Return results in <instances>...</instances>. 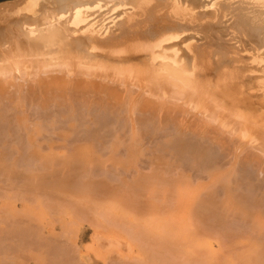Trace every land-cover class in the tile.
I'll list each match as a JSON object with an SVG mask.
<instances>
[{
  "label": "bare ground",
  "instance_id": "bare-ground-1",
  "mask_svg": "<svg viewBox=\"0 0 264 264\" xmlns=\"http://www.w3.org/2000/svg\"><path fill=\"white\" fill-rule=\"evenodd\" d=\"M227 36H229V42L234 41V44L227 46L225 40ZM238 43L240 44L239 48L241 47V49L244 50L243 52L250 56L249 58L248 56H246L247 58H245V55L244 57L243 55L240 56L239 53L242 54L241 50L238 47H235V44ZM241 57L245 58L243 60L250 59V62L252 60V63H256L257 65H261L264 63V0H14V2L5 4L3 3V5H0V170H4L5 172H7V176H9V174L11 176L13 175L10 169L11 166L8 167V163H6L5 157L11 152L14 153V151L20 154V156L26 153L29 155L28 158H30L31 156L35 158L47 157L51 159L53 157L61 156L66 160V162L72 159H80L83 160L85 164L90 165L100 162V160L98 161V159L100 154L102 155V153L99 150H102L101 146L104 147V145H101V143H103L105 140V136L103 137V135L101 134L102 131L100 132L98 130L92 132L90 136L87 135V138L89 136L87 142H78L79 144H77L70 152L62 150V146H56L54 144L55 142H53L51 139H46L47 136L45 137V133L48 130H46V125L44 124L45 121H33L32 118L29 117L26 112V108L28 107V105L33 107L35 106V108L40 107V109L44 110L51 107L61 109L60 112L62 113V118L64 121H66V124H63L65 125V127L60 135L63 139L70 138V136L79 128L77 126L78 120L76 121V115L80 110H85L88 113L93 110L96 111V114L93 113L95 116H91L90 114L87 115L90 122L88 120L87 121L88 123H92L94 125L93 127H107L108 125L106 126L105 124L108 122V120L106 123H104L103 119L113 115V118L111 119L110 117L109 119L111 120V123L108 122L110 123V125L115 122L113 124L114 127L111 129H115V124H119V122L121 121L120 119L122 117L120 116V113H127V116L129 114L128 121L130 122L127 121L124 125L129 129L128 135H123L120 132L116 133L115 135L114 132H116V129L114 132H111L110 130L106 131L105 134H108L110 136L111 134H114L112 135L114 136V139L108 137L112 139H109L110 142L114 140L111 147L109 146L110 143L107 146L108 148L110 147V150L108 151L112 154L111 157L112 160H114V163L116 165L122 166L124 169L130 170L131 172V169L137 168V164L140 161L141 156L146 154L144 149L145 144L143 142L144 136L146 134L144 135L143 132L140 134V129L137 128L141 126L140 128H144L142 129L144 131L145 128H147V130H150L152 132V135L155 136L158 131L161 130V128L163 129V127H167L169 125L173 126L176 129L175 132L173 133V131H170L173 134L171 133V136L169 135V137L168 135L166 136L168 137V140L166 139L168 144L166 145L162 141L161 145H158V148H154L156 150L155 153L151 151L153 154L150 156L149 160L154 166L149 177H147L146 179H142L143 185L147 187L148 190V197L147 199L144 198L146 201L144 200L145 203L143 204H145V207H143L142 211L140 212L137 210L136 213L129 214L126 211L127 208L125 209L123 207H120L119 202H121L120 200L123 199V195L118 194L117 191L112 192L114 199H106L102 201L100 209H102V215L103 213H112L114 214V218L116 219H131V221L135 224V228L136 226L139 227L138 232L141 235H144L145 230L148 233L150 230H152L155 233L159 234L161 236L160 249L162 247L166 248L164 246L171 245V242L175 241L174 239H176V241L178 242L176 249L179 252L190 255L194 244H196L195 240H197V238L195 239V235L190 232L185 231L186 234H182V230H186V226L188 225L185 226L182 224H177L178 226H180L178 229V226L176 227L172 224H162V219L164 218V215L162 213L164 212L161 213L159 211L162 210L163 207L161 206L163 205V203L165 204V202L168 200V198H166L165 196V192L170 187H172L175 189V195L172 200L173 205L171 208H169L168 206L167 207L170 210L173 209L172 211H176L175 213L173 212V214H177L176 216H179L180 220H184L185 218L187 219L188 216L190 222V220L193 219L192 217H201V215L211 216L212 214L217 212L218 208L214 209V204L210 201L200 203L196 202V197L201 194L203 189L208 186H220L222 183V179L224 178H222L223 175L221 173V170L219 172L216 169V167L218 166V161L213 160V150L211 151L212 148L210 146H204L203 143L198 141L199 138H201V140L203 141L206 140V137H213L215 141L222 143V146L226 145V143L228 146L229 144L226 138L223 137V135L228 133L231 136L233 135L234 137H236V135L238 134L239 137L245 139V142H242L240 140L241 145H237V141L232 138L230 141L235 142L236 145L231 143L236 147L235 149H237L238 146L242 149H245L243 145L254 143L255 149L259 150L260 153H264V65L259 70H255L257 72H261V75L254 76L251 74V76H248L246 74V72L248 71H246V68L249 66L247 65V67L242 68L241 65L243 64L244 66L245 63L243 62V60V63L241 65H238ZM250 68H248L249 73H251ZM255 71L252 70V72ZM179 103L181 104L179 105ZM191 103L194 104V108L189 107ZM193 109L196 110V113L193 114L192 117L198 114L197 116H201L202 118H204V121H202L199 125L201 136H198L197 141L194 140L193 137L191 138L192 135H190V132L193 130V128L190 132H188L189 129L187 127L190 128L191 124L189 123L190 126H187L188 124L185 125L183 121L184 114H187V111L192 113ZM82 113L84 114L85 112ZM124 113L121 115H124ZM136 113L140 114L137 121L141 124L137 128H135V119L132 117L135 116ZM98 114H102L103 116L99 118L98 116H96ZM55 115H57V113ZM117 115H119L118 118ZM46 118L48 119V117ZM49 120H51V118ZM85 120L86 119H84L83 122H85ZM125 120L127 119L125 118ZM60 121H62L61 117ZM56 123V121H53L50 125L55 126ZM214 123H217L216 127L213 126ZM85 124L87 123L85 122ZM120 126L121 125H119L118 127ZM108 129L110 128L108 127ZM148 131H146V133L150 134V131ZM170 132H168V134ZM88 133L90 134V131H88ZM85 134L87 133L85 132ZM158 135H160V133ZM124 138H128V145H126L127 147L125 146L127 151L126 156L128 155V159L126 161L118 160V157L117 159L115 158V155L118 153V151L119 154L121 152V145L125 142ZM19 141H26L29 145L27 144L28 146L25 148L24 146H20L22 144H19ZM233 151L234 150H232L231 152ZM240 151L242 152V150ZM251 153L253 154V152ZM225 154L226 153H224L223 155L225 156ZM184 157L191 158L192 161L197 165L200 163L204 165L203 163L206 164V162H208L209 160L207 164H209L210 166L206 165L207 169H205H209L207 171L209 178V182L208 180L206 181L208 182L207 184L206 182L204 183L202 181V183L194 187L192 185V179H190V174L186 173V171L184 170H179L177 172L176 167L180 165L179 163H181L178 160L186 159ZM214 158L216 159V157ZM259 158L260 157L255 156L252 159L254 161H258ZM17 161H19L18 158ZM59 161L61 162L60 159ZM105 161L109 163L106 159ZM201 164L200 167H202ZM13 166L16 167V165ZM262 166L260 167L261 169ZM172 168H176L174 170L178 174L177 177H174L175 179L166 178L165 174L171 172ZM243 168L242 170H244ZM227 169H225L224 171H226ZM203 171L204 169L202 170V172ZM147 173L144 172V176H146ZM90 174H93V172ZM174 175L175 174H173V176ZM135 176L137 177V175ZM67 177H69V175ZM11 179L13 178L11 177ZM238 179L236 180L238 181ZM1 181L3 180L1 179ZM250 182L249 184H251ZM23 183L25 184V182ZM33 184L34 183H32L31 186H33ZM103 184L104 181L102 185ZM107 184L110 185L112 183L107 182ZM66 185H68V183ZM130 185L132 186V184H129L126 187ZM242 185L241 187H243ZM218 186L217 188H219ZM260 186L261 185H259V187ZM24 187L26 188V186ZM42 189L45 190L44 187ZM29 190L30 188H28V191ZM37 190L38 189H36V191ZM70 190L73 192L71 188ZM117 190L121 192V189ZM159 190H161L165 194H163L162 192L160 193ZM217 190L218 192L222 191L219 189ZM240 190L242 189L240 188ZM259 190L264 191L263 189ZM133 193L135 194V192ZM133 193L129 192V194L131 195H133ZM225 197L226 199H224V203L221 204V209H218L219 212L220 210H223L228 213L232 212V214L235 212L242 213L250 217L255 223L254 230L256 231V233H258L257 231H259L260 229H264V214L262 213V210L261 212L251 211L244 204L243 197L235 195L233 193V189L230 187L225 189ZM14 199H16V197H14ZM218 199L219 198H217V201H219ZM137 200L134 202H138ZM38 201L40 200L38 199ZM129 202L130 201H128V203ZM128 203L126 202V204ZM141 204L140 206L143 205ZM12 205L14 206V203ZM38 205L40 204L38 203ZM130 205L132 204L130 203ZM21 208L22 212H17L11 206V210L10 212H8V214L4 212V217L6 220L8 217L10 218L13 216L14 218L12 217L13 219L11 220V223L13 224L9 223L7 225H3V228L0 227L2 229H0V251L3 252V254L1 255V258L3 259H0V264H6L2 263L1 261L6 258L7 253H9L12 249L16 253V257L18 259L37 256L39 264H93V255L97 259L100 258L106 260V258H108L107 255L112 252V249H109V246H114L115 248H117V253L123 255V257H129L136 252L137 256L141 259H148L147 261L145 260L147 264H149V258L152 257L151 255H154L155 257V254L151 253L149 255L151 257L145 258L143 256L144 252L141 251L139 253L138 250H134L133 248H135L136 245H133L134 242H131V240L129 239L130 236H126L127 232L124 233V231H122L124 228H121L122 230L118 227L117 229H115L107 224V220L105 221L106 223H97L95 219H93L95 225H92L95 226V231H93L94 233L92 232V246L87 247L86 252L78 253V255H76L74 249L70 250V258H68V260L70 259V262L64 260V263H61L62 259H58L61 261L60 263H58L57 260V263H50L51 259H49V251L52 247L50 248L49 246L52 243L51 240H48V238L46 240V238L43 237L46 236V233L43 232L44 235H42L43 230L41 231V227L43 226L44 221V219L42 220V218L44 216L46 217V215H44L45 213L43 209L40 208V211L39 209H36V206L34 207L33 205H30L29 202L26 203V205H23V207ZM4 210L6 211V209ZM69 211V223L74 224L75 229H77L78 227L80 228V226H78V221L76 220L75 212L71 210ZM157 212L161 214L157 215V217L154 218L153 216ZM78 213L79 212L76 213L77 219L78 217H80ZM19 217H24L25 220L26 217L32 218L33 220H28V222L31 221L32 224H36H19ZM103 217L105 218L104 215ZM107 217L108 215L106 216V218ZM222 217H224L225 219V216ZM114 218L111 219L113 220ZM174 218L176 219V217ZM5 219L3 220V223H5ZM207 220L206 223L204 221V224L210 222L211 218H209V221ZM66 221L68 220L66 219ZM195 222H197L196 219ZM210 224L214 223L210 222ZM44 225L46 229L49 228V223ZM117 225L120 226L119 224ZM221 225L223 228V224ZM204 226L205 225H203V227ZM205 227H207L205 229H208V225H206ZM224 227L226 226L224 225ZM222 228L215 229L217 231L222 230ZM211 229L208 230L210 231ZM124 230H126V228ZM198 231L199 230H197L195 234H197ZM205 231L207 230H204V232L202 231L204 235L208 233V231ZM222 234L224 235V233ZM222 234L220 233V235ZM226 234L228 235L229 233L227 232ZM226 234L224 236H226ZM232 234L233 233H230V235L234 237L235 235ZM10 235H12V237H10ZM214 235L215 237H218L216 236L217 234ZM238 235L240 236V234ZM245 235H243V237ZM248 235L251 236L250 233H248ZM134 236H136V233L134 234ZM139 236L140 235L138 234L137 237ZM211 236L212 235H210V237ZM16 237H18V239ZM215 237H213L214 241ZM234 238H236V236ZM234 238L233 240H235ZM239 238L240 240L236 244L237 246H241L244 248L243 250H240V252L242 251L241 253H238L236 256L232 253V255H227L223 257L224 259L221 260V257L225 255L223 251H211L209 253V255L211 256V260H207V264H256L258 262V259L256 258L257 255L264 252V244H262L261 241L255 240L254 237V239L252 237V239H242L241 236ZM16 239L18 240V242ZM43 239L45 240V242H42ZM198 239L200 240V237ZM233 240H231L230 238V241L234 243ZM27 241H31L32 245L35 246L34 248H38L39 250H34V248H25L27 247L25 246V242ZM209 241L211 242V239L207 241V243L209 244H206L207 246L209 245L210 248V245L212 243L210 244ZM137 242L139 245V241ZM142 242L144 243V241ZM204 242L205 240L202 243L206 248L207 246ZM233 243H230L231 245L229 246H234L233 248H236L237 251L238 249ZM65 246L67 248V245ZM223 246L224 245H222V247ZM229 246L228 249L230 248ZM94 248L96 249L93 250ZM155 248H157V246ZM151 250L157 251L158 248L157 250H153V248H151ZM164 250L166 251V249ZM168 250L170 249L168 248ZM61 252L56 253L58 254L57 258H59V254L60 257H68L67 253H65L67 255H63L61 254ZM97 252H104V255H97ZM90 253L93 255L91 256ZM196 254H198V252ZM204 256H206L205 253H203L202 257ZM161 259L163 258H160L158 263H160ZM138 261L139 260H137V263ZM162 262L163 260L161 261V263ZM182 263L184 264V261ZM201 264H204V262H202Z\"/></svg>",
  "mask_w": 264,
  "mask_h": 264
},
{
  "label": "rangeland",
  "instance_id": "rangeland-1",
  "mask_svg": "<svg viewBox=\"0 0 264 264\" xmlns=\"http://www.w3.org/2000/svg\"><path fill=\"white\" fill-rule=\"evenodd\" d=\"M16 1V0H15ZM10 2H14V0H4V1H0V5H3V3L5 4V3H10ZM11 18V17H10ZM10 18H9V20H10ZM12 19V18H11ZM12 21V20H11ZM109 21V20H108ZM225 40H226V44H227V46H229V45H231V44H234V41H232V42H229V36H227L226 38H225ZM239 43L238 44H235V47H238L239 48ZM240 50H241V52H242V54L241 53H239L240 54V56H242L243 55V57H244V55H245V58H247L246 56H248V58L250 57L248 54H246V53H244L243 51V49H241V47L239 48ZM243 57H241V60L239 61V63H238V65H241L243 62H245L246 63V66H245V63H244V66H243V64L241 65L242 66V68L244 67H247V65L249 66V67H247L246 68V74L249 76H251V74L252 75H254V76H259V75H261V72H257V71H255V70H259L263 65H264V63L263 64H261V65H257L256 63H252V60H251V62L249 61L250 59H247V60H243V59H245V58H243ZM242 60H243V62H242ZM247 61V62H246ZM241 62V63H240ZM252 64V65H251ZM251 67V68H250ZM248 68H250L251 69V73H249V69ZM245 70V69H244ZM252 70L253 71H255V72H252ZM181 103H179V105H180ZM189 107L190 108H194V104L193 103H191L190 105H189ZM188 107V108H189ZM28 108H30V109H28ZM32 108V109H31ZM39 108V109H38ZM36 107L35 108V106L33 107V106H30V105H28V107L26 108V112H27V114L29 115V117L30 118H32V120L33 121H35V120H40V121H47V122H49V123H45L44 122V124L46 125V130H48L46 133H45V137H46V139L47 138H49V139H51L53 142H55L54 144L56 145V146H62V150H65V151H71L77 144H79L78 142H80V143H83V142H87V139L89 138V136L91 135V133L92 132H95V131H102L101 132V134L103 135V137L105 136V140H104V138H103V140H104V142H103V140H102V142L103 143H101V145H104V147L103 146H101L102 147V150L100 149L99 151H101V153H102V155L100 154V156H102V157H100L99 156V159H98V161L100 160V162H98V163H96V164H85L84 163V161L83 160H80V159H72V160H70V161H68V162H66V160L63 158V157H61V156H58V157H53V158H51V159H49V158H35V157H31L30 156V158H28L29 157V155L28 154H22L21 156H20V154H18V153H16V151H14V153L13 152H11V153H9L8 155H10V156H6L5 157V161H6V163H8V167H10L11 166V173H13V175L11 176L10 174H9V176H7L8 174H7V172H5L4 170H0V222H2L3 223V220L5 219V217H4V214L6 213V214H8V212H10V210H11V206H12V208H14L15 209V211H17V212H22V208L21 207H23V205H26V203H30V205H33L34 207L36 206V209H39L40 211H41V209L40 208H42L43 209V211H44V215H46V217L44 218H42V220L44 219V221H43V226L41 227L42 229H41V231H42V233L44 232V233H46L45 235L46 236H43V237H45L46 238V240H47V238H48V240H51V245L49 246L51 249H50V251H49V256H50V258L49 259H51L50 260V263H57V261H58V263H60L61 261V259H62V262L61 263H64L63 261L65 260V261H69L70 262V259L68 260V258H70V250H72V249H74L75 250V252H76V255H78V253H84V252H86V248L87 247H90V246H92V244H93V242H92V239H91V237H92V235H93V231H95V226H93L92 224H94L95 225V222L93 221V219H95V221L97 222V223H99V222H103V223H106L107 222V224L108 225H110L111 227H113V228H115V229H117V227L119 228V229H121V228H126V230H122V231H124V233L125 232H127L126 233V236H130L129 237V239L131 240V242H134V244L133 245H136V247L135 248H133L134 250H138L139 251V253L142 251V252H144V257L145 258H149V257H151V258H149V264H160L161 263V261L163 260V262L161 263V264H170V263H172V264H183L182 262L184 261V264H201L202 262H204V264H205V261H206V264H207V260L208 261H210L211 260V256L209 255V253L211 252V251H213V252H221V251H223V253H225V255H223L222 257H221V260L222 259H224L223 257H225V256H227V255H232V253H233V255L235 254V256L238 254V253H241L240 252V250H243L244 248L243 247H239V246H237V244L236 243H238L239 242V240H240V236L242 237V239H252L253 237L255 238V240H258V241H261V243L262 244H264V229L262 230V229H258L259 231H260V234H259V231H257L258 233H256V231L254 230L255 228V223L252 221V219L250 218V217H248V216H246V215H244V214H242V213H233L232 214V212H225V211H223V210H220V212H219V208L221 209V204H223L224 203V199H226V197H225V189L226 188H232L233 189V193L235 194V195H237V196H240V197H243V201H244V204L246 205V207H248L251 211H260L261 212V210H262V213L264 214V198H263V196H264V191H260L259 189H263L264 190V153H260V151L259 150H256L255 149V144L254 143H249V144H247V145H243L244 147H245V149L243 148H241V147H237V149H235L236 147L235 146H233V144L234 145H239L240 144V140L242 141V142H245V139H242L241 137H239L238 136V134L236 135V137H234L233 135L231 136L230 134H228V133H226L225 135H223V137L224 138H226V140H227V142H228V146H227V143H226V145H221L222 143H220V142H218V141H215V139H213V137L212 138H207L206 137V140H201V138H199V142H201V143H203V145L204 146H210L211 148V151H212V153H213V155H212V157H213V160H216V161H218L217 162V167H216V169L220 172V170H221V173H222V183H221V185L220 186H218L219 188H217V186H208V187H206L205 189H203L202 190V192H201V194L200 195H198L197 197H196V202H206V201H210L211 203H213L214 204V206H213V208L214 209H217V212H215L214 214H212L211 216H209V215H206V216H204V215H201V217H192L193 219H191L190 220V222H189V217L187 216V219L185 218L184 220H180V218H179V216H176L177 214H173V212L175 213L176 211H172L173 209H169V208H171L172 207V200H173V198H174V195H175V189L174 188H172V187H170L165 193H163L161 190H159V192L161 193H163V194H165V196H166V198H168V200L165 202V204L163 203V205L161 206V207H163L162 208V210L161 211H159V212H164V213H162L164 216V218L162 219V224H172V225H175L176 227L179 225V224H182V225H188V226H186L187 228H186V230H182V234L184 235V234H186V232H190V233H193L194 235H195V239L197 238V240H195L196 241V244H194V247H193V249H192V252L190 253V255H186V254H184L183 252H179L177 249H176V247H177V245H178V242L176 241V239H174L175 241H172L171 242V245H169V246H164V247H166V248H161L160 249V245H161V236L159 235V234H157V233H155L154 231H152V230H150V231H152V232H150L149 231V233L145 230V233H144V235H141L138 231V229H139V227L138 226H136V228H135V224L131 221V219H127L126 218V220L125 219H116V218H114L115 216H114V214H112V213H110V214H104L103 213V215L105 216V218L103 217V215L101 214L102 213V209H100L101 208V203H102V201L103 200H106V199H114L113 197V193L112 192H115V191H117V193L118 194H120V195H123V199L122 200H120L121 202H119V205H120V207H123V208H127L126 209V211L129 213V214H131V213H136L137 212V210L138 211H142V209H143V207H145V204H143V203H145L144 202V198H146L147 199V197H148V193H147V187H145L144 185H143V180L142 179H146L147 177H149V175H150V173H152V170H153V166L154 165H152L151 163L152 162H150V156L153 154V153H155V149L156 148H158V145L160 144L161 145V143H162V141H163V143H165L166 145L168 144V142H167V140H168V137H169V135L171 136V133L172 132H170V131H173V133L175 132V127H173V126H167V127H163V129L161 128V130H163V131H161V130H159L158 131V133L155 135V136H153L152 135V132L150 131H148L147 130V128H145V131L144 130H142V129H144V128H140L141 126H139V125H141L140 123H138V121H137V119L139 118V116H140V114L138 115L137 113L135 114V116H132L134 119H135V121H134V123H135V128H137L138 126V128L137 129H140V134L143 132L144 133V144L146 145H144V149H145V152H146V154H144V155H142L141 156V158H140V161L138 162V164H137V168H135V169H131L132 170V172L130 171V170H127V169H124L122 166H120V165H116L115 163H114V160H112V154L108 151V150H110V147H111V145H112V143H113V141H111L110 142V140H112V139H114V136H112V135H114V134H111V136L110 135H108V134H105V132L106 131H111V132H114L115 131V129H116V132H114L115 133V135H116V133H118V132H120V133H122L123 135H128L129 134V129L126 127V126H124L125 124H126V122L129 120L128 118H129V114H128V116L126 115L127 113H124V112H122V113H120V116L122 117L119 121V124L117 123V124H115V129H111V128H113L114 126H113V124L115 123L114 121H112V122H114V123H112L111 125H110V121L111 120H109L110 119V117H111V119L113 118V115L112 116H110V117H106L105 119H103V122L104 123H106L107 122V120H108V122H110V123H106L105 125L107 126V127H100V126H95V127H93L94 125L92 124V123H88V121H89V119H88V117H87V115H91V116H95L93 113H95L96 111H91L90 113H88L87 111H85V110H80V111H82V112H85L84 114L82 113V112H80V111H78V113H77V115H76V121H77V126L79 127L77 130H79V131H77L76 129V131L70 136V138H68V139H63V138H61V133H62V131H63V129H64V127H65V125H63V124H66V121H64L63 120V118H62V113L60 112L61 111V109H58V108H56V107H51V108H48V109H40V107ZM189 108V109H190ZM33 110V111H32ZM56 111V112H55ZM37 113V114H36ZM44 113V114H43ZM57 113V115H55ZM98 113V112H97ZM124 113V115H121V114H123ZM196 113V110L195 109H193V112L192 113H190V112H188L187 111V114L185 113L184 114V119H186V117H187V119L186 120H184L183 119V121H184V124L185 125H187V126H190V124H191V126H190V128L189 127H187L188 129H186V130H188V132H190L191 131V129L193 128V130L190 132V135H192L191 136V138L193 137L194 138V140H196L197 141V139H198V136H201V134H200V131H199V129H200V127H199V125L201 124V122L202 121H204V118H202L201 116H193L192 117V115L193 114H195ZM96 114V113H95ZM40 115V116H39ZM80 115H82V116H80ZM100 115V116H99ZM188 115V116H187ZM54 116V117H53ZM58 116H60L61 117V120L63 121V123H62V121H60V117H58ZM96 116H98L99 118L100 117H102L103 115L102 114H98V115H96ZM125 116V117H124ZM183 116V115H182ZM46 117H48V119L46 118ZM81 117H82V119H81ZM119 117V115H117V118ZM162 117V116H161ZM43 118V119H42ZM51 118V120H49ZM79 118V119H78ZM125 118L127 119V120H125ZM182 118V117H181ZM188 118H190V119H188ZM53 119V120H52ZM55 119V120H54ZM84 119H86L85 120V122L87 123V124H85V122H83L84 121ZM192 119V120H191ZM49 120V121H48ZM59 120V121H58ZM88 120V121H87ZM124 120V121H123ZM53 121H56L57 123H59V124H55V126H51L50 124H51V122H53ZM81 121V122H80ZM189 121V122H188ZM193 121V122H192ZM65 122V123H64ZM90 122V121H89ZM122 122H125V123H122ZM128 122H130V121H128ZM185 122H187V123H185ZM80 123V124H79ZM82 123V124H81ZM190 123V124H189ZM138 124V125H137ZM84 125V126H83ZM91 125H92V127H91ZM119 125H121L120 127H118ZM111 126V127H110ZM123 126V127H122ZM196 126V127H195ZM213 126L214 127H216L217 126V123H214L213 124ZM60 127V128H59ZM63 127V128H62ZM89 127V128H88ZM91 127V128H90ZM96 127H97V129H96ZM108 127L110 128V129H108ZM198 127V128H197ZM53 128V129H52ZM86 128H87V131H86ZM94 128V129H93ZM127 128V129H126ZM167 128H170V129H167ZM91 129H92V131H91ZM96 129V130H95ZM101 129V130H100ZM125 129V130H124ZM165 129V130H164ZM173 129V130H172ZM194 129H196V130H194ZM84 130H85V132L87 133V134H85V132H84ZM103 130H104V132H103ZM125 132H124V131ZM167 130V131H166ZM198 130V131H197ZM50 131V132H49ZM53 131V132H52ZM88 131H90V134L88 133ZM122 131V132H121ZM146 131H148L150 134H148V133H146ZM165 131V132H164ZM194 131H195V133H194ZM55 132V133H54ZM99 132V133H100ZM161 132H162V134H161ZM164 132V133H163ZM168 132H170L169 134H168ZM49 133V134H48ZM82 133H83V135H82ZM160 133V135H158ZM167 133V134H166ZM172 133V134H173ZM199 133V134H198ZM76 136H75V135ZM164 134H166V135H164ZM87 135H89L88 136V138H87ZM147 135H148V137H147ZM162 135V136H161ZM168 135V137H166ZM54 136V137H53ZM81 136H83V137H81ZM107 136V137H106ZM161 136V137H160ZM164 136V137H163ZM14 137V136H13ZM75 137V138H74ZM108 137H111V138H108ZM147 137V138H146ZM156 137V138H155ZM166 137V138H165ZM197 137V138H196ZM209 137H211V136H209ZM58 138V139H57ZM78 138V139H77ZM157 138H158V140H157ZM161 138H163V139H161ZM232 138H234L237 142H236V144H235V142L234 141H230ZM9 139V138H8ZM10 139H11V137H10ZM9 139V140H10ZM13 139V138H12ZM72 139V140H71ZM77 139V140H76ZM82 139V140H81ZM108 139V140H107ZM110 139V140H109ZM125 140V142L124 143H122V145H121V147H122V149H120V154H119V151H118V153L115 155V158L117 159V157H118V160H122V161H126L127 159H128V155L126 156V154H127V151H126V145H128V141H127V139L128 138H124ZM147 139H148V141H147ZM155 139V140H154ZM167 139V140H166ZM208 139V140H207ZM61 140V141H60ZM63 140V141H62ZM65 140V141H64ZM70 140V141H69ZM154 140V141H153ZM161 140V141H160ZM201 140V141H200ZM211 140V141H210ZM213 140V141H212ZM109 141V142H108ZM127 141V142H126ZM206 141V142H205ZM230 141V142H229ZM239 141V142H238ZM23 142V143H22ZM107 142V143H106ZM146 142V143H145ZM167 142V143H166ZM218 142V143H217ZM110 143V144H109ZM127 143V144H126ZM150 143V144H149ZM155 143V144H154ZM156 143H158V144H156ZM211 143V144H210ZM220 143V144H219ZM231 143H233V144H231ZM19 144H22V145H20V146H24L25 148L29 145L28 144V142H26V141H19ZM28 144V145H27ZM108 144H109V148L107 147L108 146ZM152 144V145H151ZM155 146H154V145ZM163 145V144H162ZM218 145V146H217ZM241 145V144H240ZM63 146H64V148H63ZM72 146V147H71ZM126 146V147H125ZM125 147V148H124ZM146 147V148H145ZM152 147V148H151ZM217 147V148H216ZM232 147V148H231ZM233 147H234V149H233ZM155 148V149H154ZM67 149V150H66ZM104 149V150H103ZM232 150H234L233 152H231ZM240 150H242V152L240 151ZM243 150H244V152H243ZM104 151H108V152H104ZM123 151V152H122ZM153 153H152V152ZM215 151V152H214ZM218 151V152H217ZM126 152V153H125ZM147 152H148V154H147ZM222 152V153H221ZM241 152V153H240ZM251 152H253V154L251 153ZM104 153V154H103ZM224 153H226L225 154V156L223 155ZM250 153V154H249ZM98 154V155H99ZM107 154V155H106ZM124 154H125V156H124ZM216 154V155H215ZM15 155V156H14ZM108 155H110V156H108ZM147 155V156H146ZM248 155V156H247ZM20 156V157H19ZM123 156V157H122ZM218 156V157H217ZM255 156H257V157H260L259 158V160L258 161H254L252 158H254ZM122 157V158H121ZM126 157V158H125ZM149 157V158H148ZM214 157H216V159L214 158ZM250 157V158H249ZM9 158H12V159H9ZM17 158H18V160L19 161H17ZM102 158V159H101ZM108 158V159H107ZM184 158H186V157H184ZM237 158V159H236ZM244 158V159H243ZM246 158V159H245ZM262 158H263V161H262ZM25 159V160H24ZM33 159V160H32ZM45 159V160H44ZM59 159L61 160V162L59 161ZM105 159L109 162V163H107L106 161H105ZM111 159V160H110ZM9 160V161H8ZM14 160V161H13ZM15 160H16V164H15ZM145 160V161H144ZM182 160H183V163H182ZM180 159V160H178L179 162H181V163H179L180 165H181V167H180V165H178L176 168H172V170H171V172H169V173H167V174H165V177L166 178H172V179H175L176 177H177V172L179 171V170H184V171H186V173H188V174H190V176H191V178L190 179H192L191 181H192V185L195 187L196 185H198V184H200V183H202V181L205 183L207 180H208V182H209V178H208V170H205V169H207V166H210L209 164H207L208 162H209V160H208V162H206V164L205 163H203L204 165H202L201 163V166L202 167H200V164H196V163H194L193 161H192V159L191 158H186V159ZM187 160H188V162H187ZM224 160V161H223ZM229 160V161H228ZM236 160V161H235ZM27 161V162H26ZM104 161V162H103ZM211 161V160H210ZM239 161V162H238ZM249 161V162H248ZM253 161V162H252ZM113 162V163H112ZM191 162V163H190ZM226 162V163H225ZM236 162V163H235ZM242 162V163H241ZM260 162H262V163H260ZM11 163V164H10ZM26 163V164H25ZM55 163H58V164H55ZM64 163V164H63ZM72 163V164H71ZM105 163V164H104ZM140 163V164H139ZM193 163V164H192ZM218 163H220V164H218ZM250 163V164H249ZM252 163V164H251ZM18 164V165H17ZM21 166H20V165ZM50 164V165H49ZM55 164V165H54ZM104 164V165H103ZM106 164H107V166H106ZM143 166H142V165ZM184 166H183V165ZM187 164V165H186ZM191 164V165H190ZM236 165V168H235V165ZM241 164V165H240ZM243 164V165H242ZM13 165H16V167L15 166H13ZM52 165V166H51ZM116 165V166H115ZM138 165H140V166H138ZM193 165V166H192ZM207 165V166H206ZM238 165V166H237ZM246 165V166H245ZM263 165V166H262ZM94 166V167H93ZM99 166V167H98ZM104 166V167H103ZM105 166H106V168H105ZM112 166V167H111ZM118 166V167H117ZM120 166V167H119ZM146 168H145V167ZM204 166H205V168H204ZM251 166V167H250ZM262 166V169L260 168ZM63 167V168H62ZM68 167V168H67ZM70 167V168H69ZM83 167V168H82ZM87 167V168H86ZM116 167V168H115ZM143 167V168H142ZM179 167H180V169H179ZM185 167V168H184ZM233 167H234V169H233ZM244 167V168H243ZM15 168V169H14ZM142 168V169H141ZM181 168H183V169H181ZM227 168H229V169H227ZM242 168L245 170H242ZM249 168V169H248ZM92 171H91V170ZM117 169V170H116ZM137 169H139V170H137ZM148 169V170H147ZM174 169H176L177 170V172H175V170ZM196 169H198V170H196ZM200 169V170H199ZM204 169V171L202 172V170ZM225 169H227L226 171H224ZM232 169H233V171H232ZM236 169V170H235ZM19 170V171H18ZM22 170V171H21ZM25 170V171H24ZM71 170V171H70ZM133 170H134V172H133ZM222 170H223V172H222ZM239 170V171H238ZM37 171V172H36ZM78 171V172H77ZM138 171V172H137ZM140 171V172H139ZM174 173H173V172ZM194 171V172H193ZM1 172H3V173H1ZM28 172H32V173H28ZM66 172V173H65ZM93 172V174H90V173H92ZM130 172V173H129ZM144 172L145 173H147V175L146 176H144ZM196 172V173H195ZM230 172V173H229ZM234 174H232V173ZM15 173H17V174H15ZM25 173H27V174H25ZM64 173V174H63ZM80 173V174H79ZM120 173V174H119ZM192 173V174H191ZM225 173V174H224ZM239 173V174H238ZM245 173V174H244ZM6 174V175H5ZM57 174H58V176H57ZM87 174V175H86ZM90 174V175H89ZM168 174H170V175H168ZM173 174H175L174 176H173ZM197 174V175H196ZM228 174H230V175H228ZM244 174V175H243ZM69 175V177H67ZM71 175V176H70ZM89 175V176H88ZM135 175H137V177L135 176ZM143 175V176H142ZM227 175V176H226ZM4 176V177H3ZM16 176V177H15ZM20 176H21V178H20ZM27 176V177H26ZM81 176V177H80ZM85 176V177H84ZM194 176V177H193ZM236 176V177H235ZM243 176V177H242ZM11 177L14 179H11ZM19 177V178H18ZM56 177H58L59 178V180H58V178H56ZM75 177H77V178H75ZM90 177V178H89ZM175 177V178H174ZM195 178V179H193V178ZM228 177V178H227ZM250 177V178H249ZM256 177V178H255ZM262 177V178H261ZM4 178H5V180H4ZM9 178V179H8ZM16 178H18V179H16ZM32 178H34V179H32ZM40 178V179H39ZM56 178V179H55ZM92 178V179H91ZM123 178V179H122ZM140 178V179H139ZM199 178V179H198ZM239 178V179H238ZM1 179L3 180V181H1ZM15 179H16V181H15ZM25 179V180H24ZM37 181H36V180ZM65 179V180H64ZM67 179V180H66ZM74 179V180H73ZM86 179V180H85ZM139 179V180H138ZM236 179H238V181L236 180ZM249 179V180H248ZM253 179V180H252ZM255 179V180H254ZM258 179H260V180H258ZM262 179V180H261ZM11 180V181H10ZM20 180V181H19ZM58 182H57V181ZM63 180V181H62ZM88 180H89V182H88ZM100 180H102V181H100ZM136 180V181H135ZM138 180V181H137ZM252 180V181H251ZM22 181V182H21ZM60 181V182H59ZM77 181V182H76ZM84 181H86V182H84ZM93 182V184H92V182ZM95 181V182H94ZM103 181H104V184L102 185V183H103ZM120 181V182H119ZM123 181V182H122ZM194 181V182H193ZM200 181V182H199ZM240 181H242V182H240ZM251 181V182H250ZM15 182V183H14ZM23 182H25V184L23 183ZM30 182V183H29ZM41 182V183H40ZM66 182V183H65ZM75 182V183H74ZM88 182V183H87ZM90 182H91V184H90ZM107 182L108 183H112V184H110V185H108L107 184ZM135 183V184H133V183ZM139 182V183H138ZM208 182H206V184L208 183ZM249 182L251 183V184H249ZM257 182V183H256ZM15 185H14V184ZM17 183V184H16ZM32 183H34L33 184V186H31L32 185ZM68 183V185H66ZM74 183V184H73ZM97 183V184H96ZM119 183V184H118ZM129 185V184H132V186L130 185V186H128V187H126L127 185ZM197 183V184H196ZM223 183H224V185H223ZM237 183H238V185H237ZM245 183V184H244ZM36 184V185H35ZM40 184V185H39ZM45 184V185H44ZM52 184V185H51ZM55 184V185H54ZM98 184H100V185H98ZM107 184V185H106ZM140 185V187H139V185ZM242 184H244V185H242ZM253 184V185H252ZM257 184V185H256ZM14 185V186H13ZM18 185V186H17ZM64 185V186H63ZM116 185V186H115ZM136 185V186H135ZM226 185H227V187H226ZM241 185L243 186V187H241ZM259 185H261L260 187H259ZM15 186H16V188H15ZM24 186H26V188L24 187ZM34 186H35V188H34ZM39 186V187H38ZM69 186V187H68ZM76 186V187H75ZM100 186V187H99ZM104 188H102V187ZM105 186V187H104ZM111 186V187H110ZM121 186H123V187H121ZM249 186V187H248ZM9 187V188H8ZM14 187V188H13ZM30 188V190L28 191V188ZM45 188V190L44 189H42V188ZM49 187V188H48ZM55 187V188H54ZM92 187H93V189H92ZM213 187V188H212ZM214 187H216V188H214ZM236 187H237V189H236ZM239 187V188H238ZM247 187V188H246ZM252 187V188H251ZM42 189V191H41V189ZM58 188H59V190H58ZM70 188L73 190V192L70 190ZM75 188V189H74ZM88 188V189H87ZM91 188V189H90ZM126 188V189H125ZM130 188V189H129ZM133 188V189H132ZM223 188V189H222ZM240 188L242 189V190H240ZM259 188V189H258ZM2 189V190H1ZM25 189V190H24ZM36 189H38L37 191H36ZM40 189V190H39ZM63 191H62V190ZM90 189V190H89ZM96 189V190H95ZM108 189V190H107ZM117 189H121V192L120 191H118ZM129 189V190H128ZM132 189V190H131ZM217 189H219V190H222V191H219L218 192V190ZM24 190V191H23ZM27 190V191H26ZM33 190V191H32ZM35 190V191H34ZM52 190V191H51ZM57 190V191H56ZM68 190V191H67ZM84 190V191H83ZM89 190V191H88ZM110 190V191H109ZM112 190V191H111ZM124 190H125V192H124ZM146 190V191H145ZM206 190V191H205ZM216 190H217V192H216ZM237 190H239V191H237ZM245 190V191H244ZM249 192H248V191ZM254 192H253V191ZM31 191V192H30ZM41 191V192H40ZM99 191V192H98ZM106 191V192H105ZM123 191V192H122ZM127 191V192H126ZM132 191V192H131ZM173 191V192H172ZM260 191V192H259ZM52 192V193H51ZM67 192V193H66ZM72 192V193H71ZM91 192V193H90ZM96 192V193H95ZM109 192V193H108ZM129 192L130 193H133V192H135V194L133 193V195H131V194H129ZM168 192V193H167ZM171 192V193H170ZM221 192V193H220ZM236 192V193H235ZM238 192V193H237ZM34 193V194H33ZM39 193V194H38ZM127 195H126V194ZM139 193H144V194H139ZM169 193H170V195H169ZM216 193V194H215ZM261 193V194H260ZM37 194V195H36ZM49 194H50V196H49ZM68 194V195H67ZM71 194V195H70ZM81 194V195H80ZM82 194H83V196H82ZM92 194V195H91ZM97 194V195H96ZM107 194V195H106ZM205 194V195H204ZM222 194V195H221ZM252 194V195H251ZM40 195V196H39ZM108 195H110V196H108ZM143 195V196H142ZM147 195V196H146ZM204 195V196H203ZM224 195V196H223ZM248 195V196H247ZM2 196V197H1ZM8 196V197H7ZM9 196H10V199H9ZM63 196V197H62ZM67 196V197H66ZM79 196V197H78ZM101 196H102V198H101ZM131 198H130V197ZM146 196V197H145ZM203 196V197H202ZM207 196V197H206ZM213 196V197H212ZM216 196V197H215ZM6 197V198H5ZM14 197H16V199H14ZM37 197V198H36ZM125 197V198H124ZM133 197H134V200H133ZM136 197H137V199H136ZM142 197V198H141ZM201 197V198H200ZM221 197V198H220ZM225 197V198H224ZM252 199H251V198ZM262 197V198H261ZM4 198V199H3ZM27 198V199H26ZM36 198V199H35ZM216 198V199H215ZM217 198H219L218 200L219 201H217ZM258 198V199H257ZM28 201H26V200ZM29 199V200H28ZM38 199L40 200V201H38ZM127 199V200H126ZM129 199V200H128ZM132 199V200H131ZM200 199V200H199ZM255 199V200H254ZM7 200H8V202H7ZM12 200V201H11ZM16 200V201H15ZM18 200V201H17ZM53 200V201H52ZM61 200V201H60ZM138 201L139 202V204H138V202H136L137 203V205H136V203L134 202V201ZM202 200V201H201ZM254 200V201H253ZM261 200H262V202H261ZM3 201H5V202H3ZM36 201H37V203H36ZM75 201H77V202H75ZM80 201V202H79ZM99 201H101V202H99ZM123 201H125V202H123ZM128 201H130L129 203H128ZM141 201V202H140ZM146 201V200H145ZM169 201V202H168ZM253 201V202H252ZM3 202V203H2ZM14 203V206L12 205L13 203ZM25 202V203H24ZM70 202V203H69ZM126 202L130 205V203L132 204V205H130V208H129V205L128 204H126ZM133 202V203H132ZM219 202V203H218ZM38 203L40 204V205H38ZM52 203V204H51ZM64 203V204H63ZM143 205H142V204ZM247 203V204H246ZM257 203V204H256ZM5 205V207H4V205ZM69 204V205H68ZM124 204V205H123ZM126 204V205H125ZM140 204L142 205V206H140ZM216 204V205H215ZM260 206H259V205ZM263 204V205H262ZM58 206V207H56V206ZM72 205V206H71ZM74 205V206H73ZM78 205V206H77ZM94 205V206H93ZM134 205V206H133ZM137 206V208H136V206ZM248 205V206H247ZM250 205H252V206H250ZM76 206H77V208H76ZM169 208H168V207ZM217 206V207H216ZM256 206V207H255ZM9 207H10V209H9ZM17 207V208H16ZM39 207V208H38ZM92 207V208H91ZM139 207V208H138ZM142 207V208H141ZM76 208V209H75ZM82 209V211H81V209ZM99 208V209H98ZM141 208V209H140ZM251 208H253V209H251ZM4 209H6V211L4 210ZM45 209V210H44ZM58 209V210H57ZM73 209V210H72ZM88 209V210H87ZM97 211H96V210ZM255 209V210H254ZM9 210V211H8ZM55 210V211H54ZM59 210H60V213H59ZM69 210H71V211H74L75 212V215H76V220L78 221V226H80V228L78 227L77 229H75V225L74 224H70L69 222V220H70V217L68 218V213L70 212ZM76 210H77V212H79L78 213V215L80 216V217H78V219H77V212H76ZM81 212H80V211ZM134 211V212H133ZM170 211V212H169ZM5 212V213H4ZM99 214H98V213ZM81 213V214H80ZM96 214V215H94V214ZM161 213H156V214H154V218H156L157 217V215H160ZM170 213V214H169ZM65 214V215H64ZM85 214H86V216H85ZM165 214H166V216L168 217H166L165 216ZM216 214V215H215ZM108 215V217L106 218V216ZM171 215V216H170ZM173 215V216H172ZM175 215V216H174ZM219 215H220V217H219ZM61 216V217H60ZM67 218H66V217ZM111 216V217H110ZM170 216V217H169ZM204 216V217H203ZM214 216V217H213ZM222 216H225V219H224V217H222ZM13 217V216H12ZM12 217H8L7 218V220L5 219V223H0V227L1 228H3V225H7V224H9V223H11V220L14 218H12ZM84 217V218H83ZM165 217H166V220H165ZM174 217H176V219L174 218ZM222 217V218H221ZM227 217V218H226ZM232 217H234V218H232ZM20 219H18V222H19V224H21V223H24V224H26V223H30L31 225H35L34 223L32 224L31 223V221L30 222H28V220H33L32 218H29V217H26V220L24 219V217H19ZM28 218V219H27ZM48 218H49V221H48ZM79 218H80V220H79ZM91 218V219H90ZM111 218H114L113 220L111 219ZM207 218H208V220H207ZM209 218H211V223H214V224H210V222H207V224H204V221H205V223H206V220L207 221H209ZM213 218V219H212ZM215 218V219H214ZM219 218V219H218ZM228 218H229V220H228ZM9 219V220H8ZM62 219H63V221H62ZM66 219L68 220V221H66ZM83 219V220H82ZM105 219V220H104ZM170 219V220H169ZM195 219L197 220V222H195ZM232 219V220H231ZM22 222H21V221ZM102 220V221H101ZM107 220V221H106ZM164 220V221H163ZM186 220H187V222H186ZM194 220V221H193ZM214 222H213V221ZM217 220H219V221H217ZM224 220V221H223ZM231 220V221H230ZM243 220V221H242ZM245 220V221H244ZM9 221V222H8ZM26 221V222H25ZM35 221V220H34ZM33 221V222H34ZM90 221V222H89ZM106 221V222H105ZM120 221V222H119ZM126 221V222H125ZM47 222V223H46ZM67 222V223H66ZM117 222V223H116ZM119 222V223H118ZM172 222V223H171ZM179 222V223H178ZM192 222H194V223H192ZM199 222H200V224H199ZM201 222H202V224H201ZM218 224H217V223ZM223 222V223H222ZM251 222H253V223H251ZM49 223V228H45V225L44 224H48ZM62 223V224H61ZM71 223H74V222H71ZM96 223V224H97ZM112 223V224H111ZM120 223H123V224H120ZM126 223V224H125ZM174 223V224H173ZM223 224V228H222V225L221 224ZM11 224H13V223H11ZM23 224V225H24ZM115 224H116V226H115ZM117 224H119L120 226H118ZM128 224H129V226H128ZM178 224V225H177ZM191 224V225H190ZM194 224V225H193ZM196 224V225H195ZM198 224V225H197ZM228 224V225H227ZM249 224V225H248ZM64 225V226H63ZM203 225H208V229H213L214 227L215 228H219V229H221L222 228V230H217L216 231V229L214 228L213 230L211 229L210 231L208 230V229H205V228H207V227H203ZM209 225H211V226H209ZM217 225V226H216ZM224 225L226 226V227H224ZM10 226V225H9ZM71 226H73V227H71ZM93 226V227H92ZM97 226V225H96ZM195 226V227H194ZM197 226H199V227H197ZM213 226V227H212ZM251 227V228H248V227ZM179 227L180 226H178L177 228L179 229ZM210 227V228H209ZM0 228V229H1ZM44 228V229H43ZM128 228V229H127ZM189 228H190V230H189ZM204 228V229H203ZM225 228V229H224ZM231 228H233V229H231ZM39 229H40V227H39ZM47 231H46V230ZM71 229V230H70ZM224 229V230H223ZM229 229H230V231H229ZM2 230V229H1ZM0 230V231H1ZM129 230V231H128ZM197 230H199L198 232H197V234H195L196 233V231ZM204 232V230H207L208 231V233H206L205 235H204V233L202 232V231ZM226 230V231H225ZM233 230V231H232ZM246 230V231H245ZM247 230H249V231H253V232H255V233H253V232H249V231H247ZM134 231V232H133ZM136 231V232H135ZM186 231V232H185ZM207 231H205V232H207ZM212 231H213V234H212ZM219 231H220V233L222 234V233H224V235L228 232L229 234L227 235L226 234V236H224L223 234L222 235H220V233H219ZM223 231H225V232H223ZM245 231V232H244ZM93 232V233H92ZM210 232V233H209ZM44 233L42 234V235H44ZM133 233V234H132ZM136 233V236H134V234ZM181 233V232H180ZM200 233V234H199ZM218 233H219V235H218ZM230 233H233L232 235H235L236 236V238H234V237H232L231 235H230ZM236 233V234H235ZM248 233H250L251 234V236L250 235H248ZM138 234L142 237H137L138 236ZM208 234H210V235H212L211 237H210V235H208ZM214 234H217L216 236H218V237H215V235ZM238 234H240V236L238 235ZM245 235L244 237H243V235ZM254 234V235H253ZM148 235V236H147ZM203 235V236H202ZM250 236V237H248V236ZM205 236V237H204ZM219 236H220V238H219ZM224 236V237H223ZM247 236V237H246ZM261 236V237H260ZM263 236V237H262ZM10 237H12V235H10ZM52 237V238H51ZM55 237V238H54ZM132 237V238H131ZM146 237V238H145ZM153 237V238H152ZM155 237V238H154ZM200 237V240L198 239ZM213 237H215V241H214V238ZM221 237H223V238H221ZM227 239H226V238ZM252 237V238H251ZM257 237V238H256ZM17 239H18V237H16ZM44 238V239H45ZM140 238V239H139ZM205 240V245L207 246V244H209V243H207V241L208 240H210L211 239V242H210V248H209V245L205 248L204 247V244L202 243L204 240ZM206 238V239H205ZM230 238H231V240H233V238L235 239V240H233L234 241V243L233 242H231L230 241ZM253 238V239H254ZM14 239V238H13ZM16 239V240H17ZM43 239V241L42 242H45V240ZM56 239V240H55ZM58 239V240H57ZM138 239V240H137ZM146 239V240H145ZM262 239V240H261ZM133 240V241H132ZM139 241V245H138V242L137 241ZM220 240V241H219ZM225 242H224V241ZM228 242H227V241ZM10 241V240H9ZM13 241V240H12ZM142 241H144V243L142 242ZM147 241H148V243H147ZM155 241V242H154ZM199 241V242H198ZM221 241H223V242H221ZM237 241V242H236ZM14 242H16V241H14ZM17 242H18V240H17ZM150 242V243H149ZM219 242H221V243H219ZM228 243V245H227V243ZM27 243H29V244H27ZM156 243V244H155ZM207 243V244H206ZM233 243V244H235L236 246L235 247H237V251H236V248L234 249L233 247L234 246H229V245H231V244ZM149 244V245H148ZM152 244H153V247H152ZM159 244V245H158ZM176 244V245H175ZM201 244H202V246H201ZM65 245H67V248H66V246ZM145 245V246H144ZM147 245V246H146ZM150 245H151V247H150ZM155 245V246H154ZM222 245H224L223 247H222ZM25 246H27V247H25ZM25 248H27V249H33L35 246H33L32 245V242L31 241H27V242H25ZM62 246V247H61ZM142 248H140V247ZM157 246V248H158V250H157V248H155ZM159 246V247H158ZM199 246H200V248H199ZM220 246V247H219ZM228 246L230 247V248H232V249H228ZM59 247V248H58ZM72 247V248H71ZM146 247V248H145ZM149 247V248H148ZM170 249V250H168V248ZM215 247V248H214ZM218 247V248H217ZM239 247V248H238ZM65 248V249H64ZM138 248V249H137ZM151 248H153V250H157V251H152L151 250ZM173 248V249H172ZM205 248V249H204ZM213 250H212V249ZM226 250H225V249ZM26 249V250H27ZM37 250L38 248H34V250ZM96 248H94L93 250H95ZM109 249H112V252L109 254V255H107L108 256V258H106V260H103V259H97V258H95V256L93 255V254H91V253H94V252H91L90 254H91V256L93 255V259H92V263L93 264H147L146 262H145V260L147 261L148 259H141L140 257H138L137 256V253L135 254H132V255H130L129 257L128 256H125V257H123V255H120V254H118L117 252H118V249L117 248H115L114 246H109ZM164 249H166V251L164 250ZM201 249H202V251H201ZM209 249H211V250H209ZM222 249V250H221ZM39 250V249H38ZM48 250H49V248H48ZM67 250V251H66ZM145 250H146V252H145ZM150 250V251H149ZM161 250V251H160ZM171 250H173V251H171ZM177 250V251H176ZM198 250V251H197ZM219 250V251H218ZM229 250V251H228ZM63 253H62V252ZM65 251V252H64ZM137 251V252H138ZM172 253H171V252ZM200 251V252H199ZM204 251V252H203ZM225 251H227V252H225ZM239 251V252H238ZM1 253H0V259H3V258H1L2 256V254H3V252L2 251H0ZM8 252V251H7ZM57 252H61V254H63V255H67L68 254V257H64V256H61L60 257V254H59V258H57V256H58V254H56ZM150 252V253H149ZM156 252V253H155ZM177 252V253H176ZM198 252V254H196ZM231 252V253H230ZM65 253H67V254H65ZM155 254V257H154V255H151V256H149L150 254ZM171 253V254H170ZM200 253V254H199ZM203 253H205V255L206 256H204V257H202V255H203ZM264 252H262V254H258L257 255V259H258V262L256 263V264H264V254H263ZM50 254H52V255H50ZM97 255L98 254H100V255H104V252H97L96 253ZM162 254V255H161ZM165 254V255H164ZM120 255V256H119ZM134 255V256H133ZM160 258H163V259H161V261H160V263H158V261H159V257ZM192 255V256H191ZM201 255V256H200ZM56 256V257H55ZM163 256V257H162ZM186 256V257H185ZM199 256H200V258H199ZM53 257V258H52ZM64 257V258H63ZM169 257V258H168ZM177 257H179V258H177ZM193 257V258H192ZM197 257V258H196ZM209 257H210V259H209ZM131 258H133V259H131ZM153 258V259H152ZM168 258V259H167ZM176 258V259H175ZM184 258V259H183ZM196 258V259H195ZM205 258V259H204ZM53 259V260H52ZM58 259H60V260H58ZM67 259V260H66ZM136 259V260H135ZM166 259V260H165ZM171 259H172V261H171ZM175 259V260H174ZM202 259H204V260H202ZM57 260V261H56ZM104 262H103V261ZM137 260H139L138 261V263H137ZM150 260H151V263H150ZM152 260H154V261H152ZM170 260V261H169ZM141 261H143V262H141ZM156 261V262H155ZM165 261V262H164ZM176 261V262H175ZM185 261H186V263H185ZM188 261V262H187ZM196 261V262H195ZM198 261V262H197ZM2 263H6V264H39V262H38V259H37V256L36 257H24L23 259H18L17 257H16V253L14 252V250L12 249V250H10V252L9 253H7V255H6V258L4 259V260H2L1 261ZM68 262V263H69ZM167 262H169V263H167ZM175 262V263H174ZM199 262H201V263H199ZM262 262V263H261Z\"/></svg>",
  "mask_w": 264,
  "mask_h": 264
},
{
  "label": "water",
  "instance_id": "water-1",
  "mask_svg": "<svg viewBox=\"0 0 264 264\" xmlns=\"http://www.w3.org/2000/svg\"><path fill=\"white\" fill-rule=\"evenodd\" d=\"M0 1H4V0H0Z\"/></svg>",
  "mask_w": 264,
  "mask_h": 264
}]
</instances>
